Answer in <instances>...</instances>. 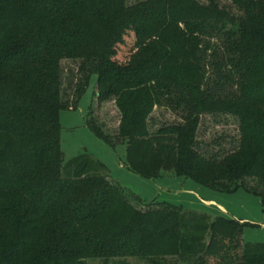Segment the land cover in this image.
Wrapping results in <instances>:
<instances>
[{"label": "trees", "instance_id": "obj_1", "mask_svg": "<svg viewBox=\"0 0 264 264\" xmlns=\"http://www.w3.org/2000/svg\"><path fill=\"white\" fill-rule=\"evenodd\" d=\"M229 1L235 13L217 0H0V264H264V243L242 242L254 225L135 205L103 163L61 151L60 112L96 75L97 105L112 101L119 118L107 132L91 108L86 126L124 146L129 171L244 190L264 210V0ZM63 60L79 61L70 99ZM158 108L179 122L152 133ZM204 115L236 119L229 149L203 147Z\"/></svg>", "mask_w": 264, "mask_h": 264}, {"label": "rangeland", "instance_id": "obj_2", "mask_svg": "<svg viewBox=\"0 0 264 264\" xmlns=\"http://www.w3.org/2000/svg\"><path fill=\"white\" fill-rule=\"evenodd\" d=\"M141 0H127L128 4H134ZM206 3L208 0H198ZM221 6H225L236 12L229 0H217ZM130 41V40H129ZM119 51H121L119 49ZM122 53V51H121ZM120 53V54H121ZM124 55V54H121ZM125 56V55H124ZM124 60L127 57H123ZM79 61L63 60L61 62L63 86L62 92L67 99L72 95V86L79 78ZM96 75L90 77L88 86L79 100L76 109L60 112L61 125V151L64 163L77 155L87 153L94 159L103 163L110 175L120 187L130 195L131 201L139 205L133 197L140 198L146 204H158L169 202L182 206L185 210L202 212L206 210L202 200L215 201L207 214L215 217L218 213L216 204L221 205L229 217L254 226H246L242 231V242L247 245L264 243V210L260 199L244 190H237L231 194H224L201 187L190 179L178 178L171 172H162L152 179H144L132 173L125 166V148L123 145L112 149L99 140L86 126V119L92 108V116L103 126L107 132L114 133L118 123V112L112 101L97 105ZM70 96V97H69ZM179 119L165 108L154 109L148 125L150 132L154 133L164 125L178 123ZM237 136V121L228 115H204L201 118L197 137L204 148L217 151L220 148L227 150L231 142ZM220 144L218 146L216 144ZM214 210V211H213ZM216 211V212H215ZM85 264H147L141 259H114L104 262L102 260H88Z\"/></svg>", "mask_w": 264, "mask_h": 264}, {"label": "crops", "instance_id": "obj_3", "mask_svg": "<svg viewBox=\"0 0 264 264\" xmlns=\"http://www.w3.org/2000/svg\"><path fill=\"white\" fill-rule=\"evenodd\" d=\"M205 204V207H206V210H201L202 212L204 213H207V211L211 210V207L214 206L215 204V201L212 200V199H207V200H202ZM217 207H218V213H215L214 215L216 216H223V217H226V218H230L232 219L233 217H229L225 211V209L219 205V204H216ZM214 211V210H213ZM210 212V211H209ZM216 212V211H215ZM235 219V218H234ZM238 221H242V220H238Z\"/></svg>", "mask_w": 264, "mask_h": 264}]
</instances>
